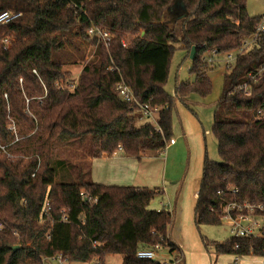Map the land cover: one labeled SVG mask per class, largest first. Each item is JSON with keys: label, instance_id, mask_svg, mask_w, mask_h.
I'll return each instance as SVG.
<instances>
[{"label": "trees", "instance_id": "trees-1", "mask_svg": "<svg viewBox=\"0 0 264 264\" xmlns=\"http://www.w3.org/2000/svg\"><path fill=\"white\" fill-rule=\"evenodd\" d=\"M175 1L0 0V11L21 13L0 26V220L6 225L0 264H42L56 255L104 264L107 254L122 255V264H160L138 258L137 250H178L170 237L174 213L149 208L157 189L90 177L91 159L119 146L138 159L164 151L173 138L176 98L211 91L207 70L213 63L203 56L240 48L262 16L248 14L247 0H181L182 15L173 19L168 8ZM92 27L111 33L107 47L89 35ZM8 35L13 41L6 48L1 39ZM177 43L189 55L196 48V79L170 96L164 84ZM79 61L74 81L64 67ZM263 64L264 33L224 74L212 125L220 161L203 157L196 226L220 224L230 202L264 207V115L257 114L264 106V74L250 94L237 88ZM120 82L139 102L162 106L155 125L137 126L142 114L120 99ZM46 201L50 211L42 222ZM201 239L217 255L264 256L260 238Z\"/></svg>", "mask_w": 264, "mask_h": 264}, {"label": "crops", "instance_id": "crops-1", "mask_svg": "<svg viewBox=\"0 0 264 264\" xmlns=\"http://www.w3.org/2000/svg\"><path fill=\"white\" fill-rule=\"evenodd\" d=\"M193 121L195 122L194 119ZM195 123L197 124L195 135L199 144L202 138H199V125ZM184 128L186 127L182 128V137L179 135L180 140L173 137L165 150L156 155L138 159L118 150L115 154H102L100 157L91 159L90 177L93 182L99 184L145 187L157 189L159 194L165 195V198L160 195L154 197L156 200L152 199V209L163 208L174 213L170 237L176 243L178 250L173 253L162 252V256L172 259L179 255L181 261L176 264L187 263V259L188 264H216L217 261L219 264H226L227 257H230L227 261L238 264L248 255L220 254L216 256L212 249L213 252L206 251L201 236L195 228L194 208L204 156L197 145V154L194 155V151L193 155L188 154L187 164L184 165L186 152L184 140L189 136ZM170 183L174 190H169ZM164 204L168 206L164 207ZM51 259L56 258L51 257Z\"/></svg>", "mask_w": 264, "mask_h": 264}, {"label": "rangeland", "instance_id": "rangeland-1", "mask_svg": "<svg viewBox=\"0 0 264 264\" xmlns=\"http://www.w3.org/2000/svg\"><path fill=\"white\" fill-rule=\"evenodd\" d=\"M247 12L250 16H260L264 15V0H247ZM170 14L173 19H177L182 15L181 8H176L175 10H171ZM11 46V44L9 45ZM92 49V50H91ZM93 48L87 49V57L86 60L90 59L93 53ZM239 52L238 50H233L232 53L234 56ZM228 60L227 53L220 54L217 56L216 61L212 66L207 70V75L211 81V91L205 95L201 96L196 93H191L186 96L183 100H179L176 98L175 108L173 110V115H175V120H172V135L173 137L180 140V136L183 134V126L189 136L187 139H183L186 147L185 152V166L187 164L188 154L194 155L197 154L196 150H198L197 145L202 150L203 156L207 155V157L214 161L219 162L220 157L218 154V143L216 138L212 133V125H213V116L218 100L222 94L223 90V78L224 74L230 71L231 66L234 61L230 60V64L227 65L226 61ZM83 66V61H79L74 65H67L64 68L69 70L72 79L74 81L77 80V76ZM192 68V58H190L187 49L183 48L178 43L175 44V50L171 56L169 67H168V76L167 80L164 84L165 92L170 96H175V88L181 83H193L196 79L195 72L191 71ZM72 87V86H71ZM198 123L200 129L201 141L198 144L199 140H196L197 133V124ZM146 123L155 124L153 119L147 118L142 115V117L138 118L136 121L137 126H141ZM180 135V136H179ZM149 157V156H146ZM161 187V186H160ZM169 190H174L172 183L168 184ZM162 196L165 198V195L159 194V192L155 195ZM154 198V199H155ZM156 200V199H155ZM155 202V201H154ZM150 202L149 208H153V203ZM198 235L205 237L209 241H217L222 242L226 240L230 235V226L227 222L222 221L217 225H206L202 224L195 227ZM211 252H213L211 250ZM213 254V253H212ZM217 256V254H215ZM174 258V257H173ZM172 258V259H173ZM230 258V257H227ZM226 264H233L231 261H227ZM232 258V257H231ZM123 256L120 254H107L105 256L104 264H122ZM240 260V258H239ZM96 260L88 261V262H68L65 261L63 264H94ZM182 262L180 264H188ZM42 264H60L58 259L47 258L43 261ZM176 264V263H173ZM216 264H219L218 261ZM238 264H264L263 259L260 256L248 255L242 258V261Z\"/></svg>", "mask_w": 264, "mask_h": 264}, {"label": "built area", "instance_id": "built-area-1", "mask_svg": "<svg viewBox=\"0 0 264 264\" xmlns=\"http://www.w3.org/2000/svg\"><path fill=\"white\" fill-rule=\"evenodd\" d=\"M20 16L21 13L18 11L2 10L0 11V26L8 24L18 19ZM88 33L90 36L95 37L96 41L98 43H102L105 47H107L108 43L112 39L111 33L103 28L92 27L89 29ZM262 33H264V15L261 16L259 22L257 23L255 31L249 37H247L243 41L240 48H238L239 52L235 56L230 52L227 53L228 60L226 61V64L229 65L231 62L230 60L235 61L238 54H243L248 51ZM12 41L13 38L9 35L4 36L1 39V42L6 48L9 47ZM122 45L126 46V42L123 41ZM217 56L218 55H216L215 51H212L210 54L203 56L202 59L208 63H214ZM263 74L264 64L254 72L248 73L249 81L239 85L237 88L245 94H250L253 83L261 78ZM116 90L122 101L131 105V107L136 106L143 116L153 119L155 122L156 115L162 106L139 102L134 96L131 88L123 82L117 84ZM257 114L264 115V106L258 109ZM118 150H121L120 146L116 151L113 152V154H115V152ZM82 198L87 200V198L83 195ZM163 206L166 207L168 204H164ZM49 211L50 205L48 201H46L40 215V220L42 222L45 221V216L49 214ZM63 219L65 220V217ZM220 219L221 222L225 221L229 224L231 235L239 237L248 236L264 240V207L261 204H253L247 201L230 202L224 206ZM5 226V223L0 220V232L5 228ZM47 238L49 239V236H47ZM162 252H169V248L162 247L160 245L142 246L137 250L136 256L141 259H151L160 264H173L179 262V258L175 257L174 259H168L162 256ZM262 257L264 262V256ZM53 258L58 259L60 264H63L66 261V259L61 255H56Z\"/></svg>", "mask_w": 264, "mask_h": 264}, {"label": "water", "instance_id": "water-1", "mask_svg": "<svg viewBox=\"0 0 264 264\" xmlns=\"http://www.w3.org/2000/svg\"><path fill=\"white\" fill-rule=\"evenodd\" d=\"M181 6H182V2H181V0H176L175 2H174V4L172 5V6H170L169 8H168V10H174V8H181ZM195 52H196V48L195 47H192L191 48V51H190V58H192L193 59V57H194V55H195ZM19 246L18 245H15L14 246V248H18Z\"/></svg>", "mask_w": 264, "mask_h": 264}]
</instances>
